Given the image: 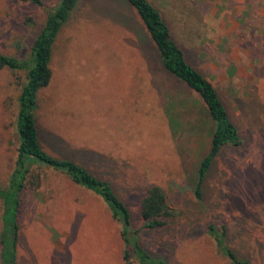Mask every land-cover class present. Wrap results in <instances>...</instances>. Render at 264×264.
Listing matches in <instances>:
<instances>
[{
    "label": "rangeland",
    "instance_id": "1",
    "mask_svg": "<svg viewBox=\"0 0 264 264\" xmlns=\"http://www.w3.org/2000/svg\"><path fill=\"white\" fill-rule=\"evenodd\" d=\"M59 1L0 0V53L26 58ZM151 1L188 61L216 86L242 136L216 157L204 198L194 190L214 123L190 97L178 107L181 124L173 135L154 84L164 92L175 84L127 0H80L62 27L51 82L38 96L42 145L111 181L137 227L146 189L161 186L174 215L143 229L141 241L166 264H232L212 224L226 225V242L263 264L264 0ZM26 70L0 68V186L8 184L18 154ZM1 216L0 202V234ZM18 223L17 264H139L125 258L121 224L103 199L45 165L32 167ZM2 248L0 241V264Z\"/></svg>",
    "mask_w": 264,
    "mask_h": 264
},
{
    "label": "trees",
    "instance_id": "2",
    "mask_svg": "<svg viewBox=\"0 0 264 264\" xmlns=\"http://www.w3.org/2000/svg\"><path fill=\"white\" fill-rule=\"evenodd\" d=\"M23 1L41 3V0ZM79 1L60 0L53 7L26 58L0 53V68L27 69L26 80L18 96L16 117L18 154L8 184L0 186L3 225L0 234L3 246L1 264H17L21 194L31 177L33 165L37 163L68 174L75 183L91 190L103 199L114 218L121 224L126 259L135 258L139 264H166L164 259L156 257L147 250L141 241L143 229L164 226L174 215L168 195L161 186L153 184L146 189L140 201V216L143 225L137 227L134 225L130 207L115 190L111 181L98 176L76 160L51 154L41 142L36 117L39 107V91L51 82L54 44ZM127 2L140 16L142 27L146 30L145 35L157 49L163 68L175 84V88H168L165 92L154 84L160 94V101L173 135L181 124L177 119V113L182 112L179 108L182 105L186 108L188 102H191L190 97L196 100L197 106L198 103L202 105L200 114H207L214 123L211 129L210 149L197 169L194 191L196 198L202 200L205 182L216 157L225 146L240 145L242 136L216 86L188 61L185 50L175 39L171 24L161 9L151 0H127ZM209 231L222 253L229 258L232 264H252L250 259L238 254L226 242L228 237L226 225L218 228L212 224L209 226Z\"/></svg>",
    "mask_w": 264,
    "mask_h": 264
}]
</instances>
